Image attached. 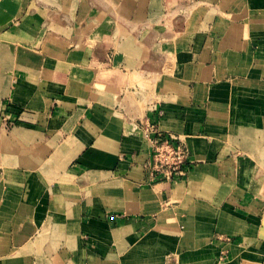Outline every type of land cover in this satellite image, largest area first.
Returning <instances> with one entry per match:
<instances>
[{
	"label": "crops",
	"instance_id": "1",
	"mask_svg": "<svg viewBox=\"0 0 264 264\" xmlns=\"http://www.w3.org/2000/svg\"><path fill=\"white\" fill-rule=\"evenodd\" d=\"M0 264H264V0H0Z\"/></svg>",
	"mask_w": 264,
	"mask_h": 264
},
{
	"label": "built area",
	"instance_id": "2",
	"mask_svg": "<svg viewBox=\"0 0 264 264\" xmlns=\"http://www.w3.org/2000/svg\"><path fill=\"white\" fill-rule=\"evenodd\" d=\"M142 134L151 145V161L148 165L152 177L174 179L185 171L187 150L179 138L169 132L162 133L150 121L141 124Z\"/></svg>",
	"mask_w": 264,
	"mask_h": 264
}]
</instances>
